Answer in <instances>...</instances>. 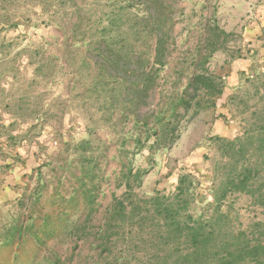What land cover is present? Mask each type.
<instances>
[{
    "label": "rangeland",
    "instance_id": "1",
    "mask_svg": "<svg viewBox=\"0 0 264 264\" xmlns=\"http://www.w3.org/2000/svg\"><path fill=\"white\" fill-rule=\"evenodd\" d=\"M73 1L85 19L102 14L98 27L120 5ZM205 1L182 0L190 19L177 27H184L181 39L206 11ZM208 1L219 26L234 35L229 48L209 60L210 70L222 77L223 92L213 107L183 123L170 148L157 151L150 148L151 138L139 150L126 142L125 154L120 142L132 132L130 124L117 122L116 111L108 117L107 93H83L85 78L61 57L60 21L75 15L72 1L21 0L11 20L0 22V264H106L104 252L68 229L89 207L83 191L90 188L95 203L104 206L111 193H122L117 172L125 159L143 172L135 189L142 196L172 192L179 176L190 173L209 199L211 178L232 153L215 139L232 140L244 125L246 114L238 113L242 106L231 98L254 93L245 78L264 72V0ZM235 49L240 54L231 57ZM230 201L242 227L264 220V210L248 196L236 193Z\"/></svg>",
    "mask_w": 264,
    "mask_h": 264
},
{
    "label": "trees",
    "instance_id": "2",
    "mask_svg": "<svg viewBox=\"0 0 264 264\" xmlns=\"http://www.w3.org/2000/svg\"><path fill=\"white\" fill-rule=\"evenodd\" d=\"M70 1L75 15L60 21L61 57L85 78L83 93H107L108 117L116 111L117 122L130 124L132 132L120 142L125 154L128 141L137 150L151 138V149L170 148L183 123L215 105L224 84L209 60L227 50L234 35L219 26L215 11L207 7L210 1L184 40V27H177L190 16L182 0H109L110 6L120 5L106 14L107 25L101 27L102 14L85 19ZM18 4L21 0H0V22L8 23ZM84 23L88 28L81 31ZM239 54L235 49L231 57ZM245 82L254 93L231 98L242 106L238 113L246 114L240 135L215 139L232 153L222 172L212 176L209 199L190 173L179 176L172 192L142 196L135 189L143 172L125 159L117 172L122 193H111L105 206L95 203L90 188L80 193L89 207L68 234L104 252L106 264H264V220L242 227L230 201L242 194L264 210V72ZM83 142L88 147V140Z\"/></svg>",
    "mask_w": 264,
    "mask_h": 264
}]
</instances>
